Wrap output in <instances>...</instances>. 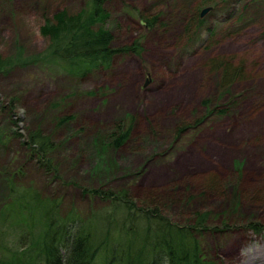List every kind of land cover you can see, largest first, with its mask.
I'll use <instances>...</instances> for the list:
<instances>
[{
	"label": "rangeland",
	"instance_id": "1",
	"mask_svg": "<svg viewBox=\"0 0 264 264\" xmlns=\"http://www.w3.org/2000/svg\"><path fill=\"white\" fill-rule=\"evenodd\" d=\"M82 2L0 0V55L13 56L18 48L27 56L45 52L48 40L41 27L46 19L59 9L75 11ZM180 2L112 0L115 46L139 39L144 49L118 55L108 71L78 78L54 60L0 72V245L5 256L8 250H27L41 226L36 213L25 243L19 239L30 228L25 215L9 204L12 183L28 199V189L35 190L45 201L58 202L59 214L78 217L107 204L83 190L103 184L127 188L137 200L168 199L165 212L176 222L194 211H209L211 226L219 229L202 237L210 258L264 264V231L249 227L251 222L264 226V2L188 0L185 4L199 15L213 6L193 42L195 32L185 30L178 18ZM154 15L165 22L148 28L144 20ZM170 18L171 27L165 24ZM210 27L215 31L207 40ZM213 60L228 62L239 74L225 89L221 74L210 67ZM208 105L216 111L175 140V124L207 114ZM124 117L135 119L131 139L120 149H106L111 167L102 176L107 164L97 167L102 155L95 151V136ZM64 118L68 122L62 124ZM38 128L52 135L57 169L39 164L25 143L29 131ZM212 177L221 187L199 197L204 180ZM189 191L197 197L186 204ZM233 202L234 215L226 216L230 228L222 232L224 216H214L232 209Z\"/></svg>",
	"mask_w": 264,
	"mask_h": 264
},
{
	"label": "trees",
	"instance_id": "2",
	"mask_svg": "<svg viewBox=\"0 0 264 264\" xmlns=\"http://www.w3.org/2000/svg\"><path fill=\"white\" fill-rule=\"evenodd\" d=\"M185 1L181 0L178 5V18L185 30L195 32L191 38L193 42L205 20L199 15L198 9L186 5L188 0ZM111 2L112 0H83L81 7L75 11L66 8L57 10L41 27L42 35L48 40L46 51L27 56L22 48H18L13 56L0 55V72H7L17 66L55 60L69 74L82 78L97 70H110L118 55L142 53L144 48L139 39L129 45L115 46L109 10ZM192 19L193 24L190 23ZM159 20V16L154 15L144 21L148 28H153L158 25ZM174 22L170 18L165 24L171 27ZM208 31L207 40L215 30L210 27ZM189 49L191 48L188 47ZM210 65L212 71L221 74V89L229 86L233 77L239 75L237 71L233 74L228 62L213 60ZM238 71L241 72L240 69ZM219 82L220 78L218 85ZM15 106H11V117L14 116L12 109ZM206 107L207 114L195 117L192 121L182 120L175 124V140L188 131L197 129L208 115L216 111L215 107ZM125 117L119 118L111 127L95 136V151L102 155L101 164L97 167L107 164L102 176L111 167L104 157L106 149H120L131 139L135 119L128 120ZM66 119L61 120L62 124L68 122ZM12 121L14 124L15 119L12 118ZM27 137L25 143L31 153L37 156L39 164L48 170L57 169L53 164L56 144L52 135L38 128L29 131ZM220 187L218 178H206L198 195L202 197L207 192L215 193ZM83 190L85 194L96 196L107 204L103 208L92 210L87 217H78L77 214L63 216L59 214L58 202L45 201L32 189H28V199L27 193H21L17 184L12 183L9 204L17 208L16 213L25 215L26 229L30 228L19 239L25 243L26 235L29 236L31 229L35 227L36 213H39L37 218L41 226L38 237L31 238L30 245L27 243V250H8L5 256L3 249L6 247L1 244L0 264H225L210 258L203 246L204 234L219 230L216 226H211L215 223L211 212L197 210L186 217L184 222H176L165 212L167 205H170H166V198L162 201L160 197L151 196L149 199L137 200L127 188L114 189L103 184ZM187 194L185 203L190 204L197 196L190 194V191ZM234 207H237V203L233 202L232 209L227 208L214 216L215 219L220 215L224 216L221 222L224 227L222 232L230 228L227 217L234 215L230 213ZM249 224L258 233L264 231V226L252 222Z\"/></svg>",
	"mask_w": 264,
	"mask_h": 264
},
{
	"label": "water",
	"instance_id": "3",
	"mask_svg": "<svg viewBox=\"0 0 264 264\" xmlns=\"http://www.w3.org/2000/svg\"><path fill=\"white\" fill-rule=\"evenodd\" d=\"M213 9V6H207L202 9L200 16L203 18L205 15Z\"/></svg>",
	"mask_w": 264,
	"mask_h": 264
}]
</instances>
